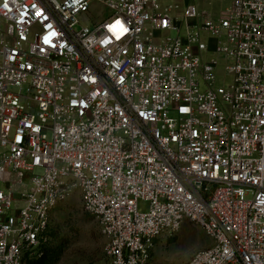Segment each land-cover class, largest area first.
<instances>
[{
  "label": "built area",
  "instance_id": "1",
  "mask_svg": "<svg viewBox=\"0 0 264 264\" xmlns=\"http://www.w3.org/2000/svg\"><path fill=\"white\" fill-rule=\"evenodd\" d=\"M183 1L0 0V264L77 192L108 264L185 221L211 239L185 264H264V0Z\"/></svg>",
  "mask_w": 264,
  "mask_h": 264
},
{
  "label": "rangeland",
  "instance_id": "2",
  "mask_svg": "<svg viewBox=\"0 0 264 264\" xmlns=\"http://www.w3.org/2000/svg\"><path fill=\"white\" fill-rule=\"evenodd\" d=\"M165 4L172 0H163ZM185 1V2H184ZM196 5L197 10L210 12L213 16L225 9L230 0H184ZM182 10H177L180 13ZM103 12V13H102ZM100 5H94L91 16L99 20L107 15ZM186 23L183 22V25ZM174 37L173 31L169 34ZM225 61L220 60L217 68L218 85L229 86L232 76L225 70ZM38 169L37 172H40ZM93 215L82 207V197L77 192L57 207L51 215V226L63 243V251L57 264H108L106 238L101 234ZM211 244V239L197 224L185 221L175 234H163L156 242L152 264H185L198 250ZM40 253V252H39ZM36 257V256H35Z\"/></svg>",
  "mask_w": 264,
  "mask_h": 264
},
{
  "label": "trees",
  "instance_id": "3",
  "mask_svg": "<svg viewBox=\"0 0 264 264\" xmlns=\"http://www.w3.org/2000/svg\"><path fill=\"white\" fill-rule=\"evenodd\" d=\"M60 206V205H59ZM58 206V207H59ZM92 218H95L92 216ZM47 242L39 248L40 256H30L26 254L23 259V264H57L63 251V243L56 236L51 223L47 231Z\"/></svg>",
  "mask_w": 264,
  "mask_h": 264
}]
</instances>
